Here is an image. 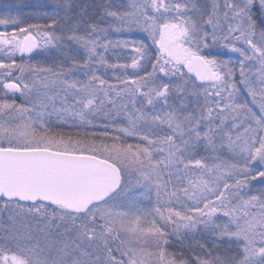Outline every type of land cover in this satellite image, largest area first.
Instances as JSON below:
<instances>
[{"label":"snow or ice","instance_id":"obj_1","mask_svg":"<svg viewBox=\"0 0 264 264\" xmlns=\"http://www.w3.org/2000/svg\"><path fill=\"white\" fill-rule=\"evenodd\" d=\"M0 264H264V0L0 15Z\"/></svg>","mask_w":264,"mask_h":264},{"label":"trees","instance_id":"obj_2","mask_svg":"<svg viewBox=\"0 0 264 264\" xmlns=\"http://www.w3.org/2000/svg\"><path fill=\"white\" fill-rule=\"evenodd\" d=\"M24 2H26V0H13L9 3H7V0H5L4 2H0V15L8 14V12L12 11L16 5L22 4ZM6 3L8 5H6Z\"/></svg>","mask_w":264,"mask_h":264},{"label":"rangeland","instance_id":"obj_3","mask_svg":"<svg viewBox=\"0 0 264 264\" xmlns=\"http://www.w3.org/2000/svg\"><path fill=\"white\" fill-rule=\"evenodd\" d=\"M4 1H5V0H0V2H4ZM11 1H13V0H7V3L11 2ZM7 3H6V5H8ZM0 7H1V6H0ZM1 12H2V11H1Z\"/></svg>","mask_w":264,"mask_h":264}]
</instances>
